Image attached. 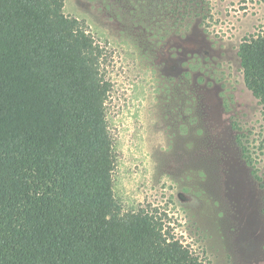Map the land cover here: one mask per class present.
Segmentation results:
<instances>
[{"label":"rangeland","instance_id":"374dc122","mask_svg":"<svg viewBox=\"0 0 264 264\" xmlns=\"http://www.w3.org/2000/svg\"><path fill=\"white\" fill-rule=\"evenodd\" d=\"M108 47L122 210L150 201L210 264H264V114L238 46L264 0H64Z\"/></svg>","mask_w":264,"mask_h":264},{"label":"trees","instance_id":"16d2710c","mask_svg":"<svg viewBox=\"0 0 264 264\" xmlns=\"http://www.w3.org/2000/svg\"><path fill=\"white\" fill-rule=\"evenodd\" d=\"M238 56L264 114V30ZM108 57L64 0H0V264H210L158 204L114 197Z\"/></svg>","mask_w":264,"mask_h":264}]
</instances>
